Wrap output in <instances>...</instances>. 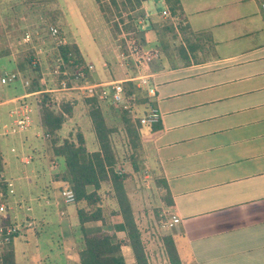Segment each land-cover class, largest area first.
I'll use <instances>...</instances> for the list:
<instances>
[{
  "label": "crops",
  "instance_id": "obj_1",
  "mask_svg": "<svg viewBox=\"0 0 264 264\" xmlns=\"http://www.w3.org/2000/svg\"><path fill=\"white\" fill-rule=\"evenodd\" d=\"M150 1L141 0L139 5L144 14L141 19L146 20L142 25L149 26L150 38L146 45L156 46L155 29L151 17L148 21L147 16L157 13L174 27L178 22L186 26L188 39L197 40L199 32L203 50L196 49L186 63L180 56L170 60L159 48L156 56L140 63H137V54L123 49L119 52L116 48L113 50L117 52H113L114 59H110L101 53L97 40L93 38L95 28L89 23L91 18L88 21L82 16L75 18L76 34L71 33L67 41L61 40V43L76 45L81 63L92 64V68H86L88 73L83 76L82 83L101 88L110 81L130 82L140 99L134 111L140 113L148 106L157 107L159 111V117L153 123L133 121L143 152L142 162L152 173L154 185H139L132 169L128 170L123 187L133 214L135 203L150 204V191H154L160 201L166 194L172 203L168 212L179 217L167 228L181 264H264V16L256 0H178L179 11L174 16L169 12L166 15L161 13L162 9L168 11L163 0H158L160 10L146 12L145 6ZM91 2L94 4H87L88 14H95L100 23L105 20L103 13L94 0ZM117 24L120 29V23ZM102 25L108 32L106 21ZM177 37L181 38L180 33ZM80 39L88 49L83 47L88 59L92 56L97 60L98 69L90 59H83ZM40 74H43L42 70ZM139 76L146 77L147 83L138 86ZM78 81L74 84L78 85ZM14 82L21 88V93L12 96L14 98L39 91H22L20 79ZM147 87H153L154 92L148 94ZM68 102L73 108L74 102ZM98 103L103 116L110 112V100H98ZM83 107L87 128L79 131L85 148L93 151L98 146L85 104ZM49 156L52 154L48 145ZM63 168L62 165L53 171L49 167L47 183L35 185V199L40 200L42 210L35 212V219L32 214H25L24 222L35 220V231L46 220L43 215L46 203L43 201L46 198L53 203L56 201L57 207L60 206L59 200L63 202L60 189L66 186V182L58 176ZM19 200L22 202V199L17 200L22 206ZM106 201L114 206L112 199L106 198ZM63 204H73L75 215L63 222L69 218L68 209L60 206L57 213L60 217L57 230L61 232L63 226L68 228L63 230L66 234L60 235L59 239L64 245L62 251L68 264H79L78 251L84 233L113 231L116 237L126 239L125 232L113 226L120 221L119 215H110L106 224H101L99 219L86 220L80 228L75 204ZM134 219L137 223L136 216ZM74 230L80 242L78 247L71 235ZM17 235L4 250L11 252L12 264L15 263L11 244ZM119 248L124 263L134 260L126 242ZM146 257L149 264L147 254ZM36 264H42L41 259L38 258Z\"/></svg>",
  "mask_w": 264,
  "mask_h": 264
},
{
  "label": "rangeland",
  "instance_id": "obj_2",
  "mask_svg": "<svg viewBox=\"0 0 264 264\" xmlns=\"http://www.w3.org/2000/svg\"><path fill=\"white\" fill-rule=\"evenodd\" d=\"M91 1L93 0H0V63L5 70H9L11 69V62L8 59L15 65L20 60L24 61L25 73H22L18 67H15L13 70L19 71L20 76H17V78L20 79L23 86L22 91L28 89L30 80L35 77V64L37 65L40 80L43 83V89H54V91L47 90L49 91L48 97H50V100L48 99L47 102L54 110L60 112L62 115L61 126L57 129V136L59 138L67 136L68 132L73 134L76 130L86 131L87 128L83 104H85L88 110V104L84 99L90 96H88L89 94L86 92L85 87L82 86L88 84L82 83L83 76L88 73V70H86L87 64L83 62L75 63L70 60L65 63L61 58L63 64H61L60 68L61 70L65 68V73L60 78H64L66 82L68 81L71 84H73L72 81L77 82L79 80L78 85H70L73 88H59L58 81L60 78L58 79L55 76L59 72H51V69L57 62L56 44L54 41L57 38L63 39L62 41H67L71 33L76 34L77 29L74 25L77 23L75 20L76 17L82 16L81 18H86L88 21L91 18L89 23L95 28L92 31L93 38L97 40L101 53L109 56L110 59H114L113 52L116 51L113 50L115 48L119 52H122L123 48L124 51L132 53L133 55L138 53L143 54L145 53L144 51L148 52L152 48L159 50L158 46L150 47L146 45V40L148 37L150 38V35L147 32L149 26L142 25L143 21H146L145 19H141V17L144 18V14H142L143 8L135 5L132 7L129 4H126L125 8H122V5H118L117 8H119L120 15H117L114 9L115 7L110 4V12H103L105 20L102 19L99 23L94 17L95 14H88L90 9L87 4H94ZM160 9L161 4L158 0H151L145 6L146 12L149 13L156 12ZM139 12L142 15L140 17L138 16ZM136 15L137 20L135 21L140 24L138 27L129 28L127 33L123 29L119 30V32L114 31L112 22L119 21V16L124 19V23H128V21L130 23L131 18ZM150 17L151 21L159 24V26L165 23V18L161 14H150L147 16V20ZM104 21L107 23L108 32L103 30L102 24ZM48 25H54L57 28L56 38L47 33L46 29ZM107 33H109L113 40H111ZM25 34H28L26 40L23 39ZM124 35L126 39H124ZM131 39H134L136 42L131 43ZM78 42L83 51V59L85 61L90 59L94 67L98 69L99 64L97 60L92 56L88 59L83 47H85V50L88 49L82 39L78 40ZM132 44L137 46L136 52L130 50ZM35 49H37L36 54ZM28 56L31 57V65L29 66L24 60ZM138 58L141 59L140 54ZM125 59L127 61L128 57ZM36 60V63L32 62ZM40 70L43 71V74H40ZM1 71L2 68H0ZM75 73L78 74L77 77L74 76ZM26 80L28 81L27 84L24 83ZM20 91V86L14 81L0 86V172L9 180L13 188V191L8 197L10 205H16L18 204L17 200L22 199V202L19 200L22 206L18 208V211L24 215L28 214L30 216L32 214L35 219V212L42 210L39 207L40 200L35 199V189H37L35 185L46 184L49 177L48 168H60L62 164L60 162L58 164L56 160L52 159V156L47 157L48 138L50 135H42L44 129L40 128L37 123L38 107L36 102L40 99L41 95L32 93L21 98L12 97ZM70 91L73 93H70ZM10 97H12V100L9 99ZM68 101L74 102L73 108L71 104H68ZM63 105H70V110L68 109V111L67 108H62ZM109 105L111 107L110 112L108 114L105 113L103 118L106 124L111 127L109 137L115 158L114 168L120 173L128 174L130 172L128 170L132 169L131 161H134L136 169H133L132 172H134L139 185H153V181L151 180L152 173L142 162V148L136 152L137 149L133 148L124 130L123 123L118 114L119 109L116 108L115 104L112 105L110 103ZM24 110H26L24 114H29L28 123L24 127H21L19 131L13 130L11 120L14 118V114L22 117L21 113ZM1 131L6 132L1 133ZM21 158H24V160L22 161ZM25 160L26 162H24ZM51 163L53 166H51ZM145 174L146 177L144 176ZM143 178H146V180L142 181ZM149 194L150 204H134V216H136L137 223L143 232L142 239L146 244L145 252L149 258V264H169L162 242V235L169 234L167 224H163L164 218L169 214V205L164 201H160L159 196L154 191H150ZM43 202L46 203L43 213L46 219L43 220L44 224L40 226L38 231H35V220H30V223H23V226L19 228L18 235L12 241L11 251L15 264H36L38 258L41 259L42 264H68L62 251L64 245L59 240L60 235L64 236L66 234L63 230L68 228L67 226H63L61 227V232L57 230L56 224L60 219L57 213L60 206L68 209L70 213L69 218L63 221L68 222L71 218L75 217L73 211L74 206L73 204H63L59 200L57 203H60V206L57 207L56 201L53 203L47 198ZM103 202L108 207L107 211L109 208L116 206L115 202L113 203L114 206H111L112 202L107 203L106 197H104ZM25 205H29L30 210H26ZM71 235L78 247L80 242L75 230L73 232L71 231Z\"/></svg>",
  "mask_w": 264,
  "mask_h": 264
},
{
  "label": "trees",
  "instance_id": "obj_3",
  "mask_svg": "<svg viewBox=\"0 0 264 264\" xmlns=\"http://www.w3.org/2000/svg\"><path fill=\"white\" fill-rule=\"evenodd\" d=\"M94 1L102 13L106 11L110 12L109 5H113L117 15H120L119 8H117L118 5H122L121 7L125 8V5L129 4L133 7V5L139 6L141 2V0ZM163 3L170 15L174 16L178 13V0H163ZM139 14L141 13L139 12ZM136 17L137 15L132 17L130 23L129 21L128 23H124V19L119 16L120 22H112L114 31L119 32L120 29H123L127 33L129 28L138 27L140 24L136 23ZM118 22L121 26L120 29L117 24ZM176 24L177 27H174L171 22L166 20L165 23L159 26V24L152 22V27L155 29L156 34V46L170 60L174 56H180L182 62L186 63L190 56H194V51L196 49L202 51L204 45L202 42L200 43L199 39L201 37L198 35L199 32H197V40L188 39L186 26L180 24V22ZM177 33H180L181 38L177 37ZM175 39L178 42L175 43ZM135 42L134 39H131V43ZM56 54L65 63L68 60L75 63L82 61L74 43L65 42L56 44ZM30 58L28 56L24 59L28 66L31 65ZM8 61L11 62V69L9 70H14L15 67H18L22 73H25L23 60L18 61L16 65L10 59ZM0 68L3 69L1 63ZM55 76L58 79L63 77L60 73H57ZM122 85L128 96L132 98L130 100L138 103L140 99L135 95L136 92L133 90L132 84L125 82ZM42 88L43 83L40 80L37 65L35 64V77L30 80L26 91L39 90L36 93L41 95L40 99L36 102L38 107V124L50 135L48 142L52 159L56 160L58 164L60 162L64 167L63 171L58 175L59 178L64 180L66 182L65 185L71 187L74 192L73 203L75 204L79 227L82 228L83 222L90 219H99L101 224H106L109 221L110 215H119L120 221L114 223L113 226L114 229L123 230L126 236V239L118 238L113 231L108 233L104 230H98L91 234L84 233L81 239L82 247L78 251L79 264H148L145 253L146 244L142 239L139 225L134 219L133 209L123 187L127 173H120L114 168L115 158L109 137L111 127L106 124L103 118L97 97L94 94H89L88 96L90 97L84 99L88 104L87 112L98 146L96 150L88 151L85 148L83 136L79 130H76L73 134L68 132L67 136L61 138L57 136V129L61 126L62 115L47 102L48 99L50 100V97H48L49 91ZM69 107L70 105H63L62 108H67L68 110ZM118 114L129 142L134 149H137L136 152L140 151L139 136L133 120L123 107H119ZM131 165L132 170H135L136 164L134 161H131ZM58 169V167H55L52 170L57 171ZM104 197L112 199L116 206L109 208L107 211L108 207L103 202ZM162 201L169 206L172 205L169 196L166 194L163 195ZM124 242L129 245L133 254L134 260L130 263H124L120 253L119 247ZM162 242L168 263L181 264L171 235H162ZM3 257L7 263L12 264L10 251L3 252Z\"/></svg>",
  "mask_w": 264,
  "mask_h": 264
},
{
  "label": "built area",
  "instance_id": "obj_4",
  "mask_svg": "<svg viewBox=\"0 0 264 264\" xmlns=\"http://www.w3.org/2000/svg\"><path fill=\"white\" fill-rule=\"evenodd\" d=\"M258 4L259 11L262 16H264V0H256ZM161 13L166 15L168 11L166 9H162ZM47 33L56 38L57 34V28L54 25H48L46 29ZM28 34H25L23 39H27ZM55 44L61 43V39H56ZM136 45L132 44L131 49L136 52ZM37 52V49L35 50ZM140 54L141 59L136 57L138 63L140 61H148L151 57L156 56L158 54V50L156 48H152L150 51ZM37 58V57H36ZM57 62L54 64L53 68L51 69V72L56 73L59 72L60 74H64V70H61L60 66L62 63V59L60 56H57ZM32 62H37L32 61ZM87 68H91V64H87ZM17 76L19 75L18 71H9V70H2L0 72V86L3 84H8L12 81H14ZM75 77L78 76L77 73L74 75ZM81 76V75H80ZM25 84L28 83V81H24ZM74 84V81H72ZM147 80L144 76L138 77V86H142V84H146ZM71 83H66L64 78H60L58 81L59 88H65V87H71L70 85H73ZM75 85V84H74ZM85 87L86 92L88 94H94L98 100H110L112 104H115L117 108L123 107L127 110L129 116L134 122L140 123V124H149L157 121L159 117V111L157 107L154 106H148L145 110H143L140 113H136L134 111V107L137 103L132 102L130 99H132L123 89L121 81H110L107 84H104L103 87L99 88L97 85L94 84H85L82 85ZM154 92L153 87H147V93L152 94ZM22 108V107H20ZM23 109V108H22ZM26 110L22 111L21 113L22 117L17 114H14V118H12L11 123L13 125V130H20L21 127H24L28 123V115L24 114ZM11 113V112H10ZM5 129V128H4ZM11 129V130H12ZM6 131H1V133H5ZM42 135L46 136L48 135L47 132H43ZM23 161L24 158H21ZM26 162V160L24 161ZM51 166L53 164L51 163ZM13 191L12 186L9 183V180L5 178L2 173L0 172V264H9L5 261L3 257V252L5 250V247L8 245V243L11 241V238L19 233V228H21L23 223L26 221V216L24 214H21L18 211V208L21 207L20 204L16 205H10L8 201L9 194ZM60 196L65 203H71L74 200V192L71 187L64 186L60 189ZM20 205V207L18 206ZM30 207L25 206V209L28 210ZM179 220V217L175 213H169L163 220V224H169L170 222H177Z\"/></svg>",
  "mask_w": 264,
  "mask_h": 264
}]
</instances>
